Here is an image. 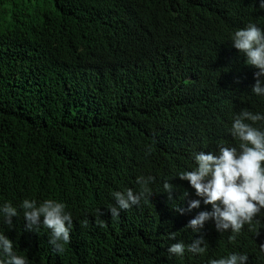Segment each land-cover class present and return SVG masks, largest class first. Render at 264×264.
I'll return each mask as SVG.
<instances>
[{
  "label": "trees",
  "instance_id": "obj_1",
  "mask_svg": "<svg viewBox=\"0 0 264 264\" xmlns=\"http://www.w3.org/2000/svg\"><path fill=\"white\" fill-rule=\"evenodd\" d=\"M250 22L264 28L260 0H0V204L56 199L73 216L60 253L48 229H24L22 210L12 229L0 221L17 253L30 264H210L235 251L264 264V212L230 240L212 220L185 228L210 205L174 208L200 199L178 177L194 153L238 146L234 115L264 112L258 69L231 43ZM140 176L155 178L151 195L112 217V193L140 191ZM200 235L205 254L168 253Z\"/></svg>",
  "mask_w": 264,
  "mask_h": 264
},
{
  "label": "clouds",
  "instance_id": "obj_2",
  "mask_svg": "<svg viewBox=\"0 0 264 264\" xmlns=\"http://www.w3.org/2000/svg\"><path fill=\"white\" fill-rule=\"evenodd\" d=\"M260 7L264 8V0H260ZM231 43L246 56L247 64L258 69L251 91L264 97V28L250 22L231 34ZM229 132L239 141L238 146H219L218 151L194 153L196 166L179 173L178 177L188 181L200 199L188 201L186 208L181 207L180 203L174 208L184 214L198 208L201 202L210 205V210L200 211L185 228L196 233L204 227L205 222L212 220L219 233L230 231L229 239L235 240L246 224L251 226L254 218L264 212V112L242 109L234 115ZM154 182L152 176H140L137 178L140 191L132 188L114 191L112 197L115 203L108 209L111 216L118 218L122 210L139 205L144 196L151 195L150 185ZM163 187L169 201L174 200L175 185L165 181ZM187 195L188 192L183 191L182 201ZM21 210L26 231L38 232L43 226L49 230L48 242L55 251L60 253L65 250V245L71 241L73 227V216L65 202L56 199L38 202L25 198L16 206L11 201H4L0 204V221L12 229L13 218L18 217ZM170 238L175 240L174 232ZM261 247L264 249V245ZM207 248V240L200 235L188 244L183 241L171 243L167 251L172 256L183 258L186 251L202 255ZM248 259L247 253L234 251L212 259L210 264H247ZM0 264H30L26 255L17 253L14 241L3 229H0Z\"/></svg>",
  "mask_w": 264,
  "mask_h": 264
}]
</instances>
